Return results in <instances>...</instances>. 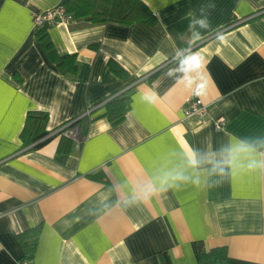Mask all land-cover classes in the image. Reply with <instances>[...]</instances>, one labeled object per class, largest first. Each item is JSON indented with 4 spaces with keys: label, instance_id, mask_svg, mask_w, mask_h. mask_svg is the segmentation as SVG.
I'll use <instances>...</instances> for the list:
<instances>
[{
    "label": "crops",
    "instance_id": "crops-1",
    "mask_svg": "<svg viewBox=\"0 0 264 264\" xmlns=\"http://www.w3.org/2000/svg\"><path fill=\"white\" fill-rule=\"evenodd\" d=\"M64 1L0 0V264H19L17 234L36 226L28 264H202L214 247L226 248L220 264H264V169L220 175L208 162L240 141L264 152V0H141L152 24L45 27L59 55L75 56L74 74L48 58L32 21ZM207 4L212 27L194 49L204 66L184 76L177 50ZM117 95L129 110L113 125L103 103ZM189 97L208 106L202 120L184 117ZM32 110L50 131L38 148L20 138ZM69 120L80 137L60 151ZM168 173L186 179L145 199L142 187Z\"/></svg>",
    "mask_w": 264,
    "mask_h": 264
},
{
    "label": "trees",
    "instance_id": "trees-1",
    "mask_svg": "<svg viewBox=\"0 0 264 264\" xmlns=\"http://www.w3.org/2000/svg\"><path fill=\"white\" fill-rule=\"evenodd\" d=\"M62 5L75 19H84L92 24L107 22L123 25L133 23L152 24L156 19L155 15L141 0H65ZM35 36L48 58L55 63V66L62 74L75 73L77 68L75 56L70 54L59 55L45 28L35 29ZM108 66L116 75H123V69L115 61L109 59ZM129 102L130 99L126 95H117L106 100L103 103L105 107L103 116L113 125L121 122L129 110ZM79 121L76 120L74 124L79 126ZM46 123L47 113L45 111H28L20 132L22 146L32 145L33 148H38L44 144L50 133L46 129ZM59 128L55 133L60 135L58 149L60 151H68L72 142L65 133L67 128L62 130H59ZM38 233L39 227L36 226L17 234L23 251L20 260L28 261L31 259L37 244ZM199 255L202 264H220L226 260V248L214 247L207 251H200Z\"/></svg>",
    "mask_w": 264,
    "mask_h": 264
},
{
    "label": "clouds",
    "instance_id": "clouds-1",
    "mask_svg": "<svg viewBox=\"0 0 264 264\" xmlns=\"http://www.w3.org/2000/svg\"><path fill=\"white\" fill-rule=\"evenodd\" d=\"M212 4L202 5L199 8V15L193 13L189 23L190 39L185 47L179 48L178 51V67L184 76H192L203 68V58L196 52L195 46L197 42L203 38V32L211 29V21L209 19ZM149 103L153 101V96L144 94L143 97ZM188 163L196 167L201 163L194 151L185 153ZM259 157V158H257ZM213 164V171L224 175L225 168L235 169L238 166H244L249 169H264V152L256 153L253 145L246 141H240L236 145H230L221 150L220 159L209 160ZM186 177L180 173H168L160 180L159 189L154 184H147L142 187V196L145 199L156 195L157 192H166L173 182L183 181Z\"/></svg>",
    "mask_w": 264,
    "mask_h": 264
},
{
    "label": "built area",
    "instance_id": "built-area-1",
    "mask_svg": "<svg viewBox=\"0 0 264 264\" xmlns=\"http://www.w3.org/2000/svg\"><path fill=\"white\" fill-rule=\"evenodd\" d=\"M32 21L34 28H45L50 25L54 24H65L69 25L74 21V17L68 13L64 6L57 5L55 7L46 9L45 11H42L40 13H35L32 16ZM208 106L203 103V101L200 98L195 97H189L184 105L183 108V115L184 117H197L198 119H203L205 115L207 114ZM76 120H71L64 125H62L59 130H62L64 128H67L65 130V133L73 138L74 140H78L80 137L79 133V127L78 125H75L74 123ZM225 119L224 117H218L214 121V127L216 130L222 129L224 125ZM19 264H28L27 260H20Z\"/></svg>",
    "mask_w": 264,
    "mask_h": 264
}]
</instances>
